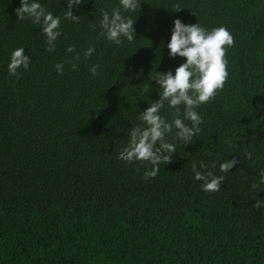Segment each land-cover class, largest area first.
I'll use <instances>...</instances> for the list:
<instances>
[{"label":"trees","instance_id":"1","mask_svg":"<svg viewBox=\"0 0 264 264\" xmlns=\"http://www.w3.org/2000/svg\"><path fill=\"white\" fill-rule=\"evenodd\" d=\"M39 2L60 18L53 51L39 24L18 19L20 0H0V264H264V0H138L121 9L135 36L119 45L100 27L119 0H84L78 19L68 0ZM176 19L229 31L228 77L195 109L199 133L186 144L173 127L171 160L145 178L150 163L119 153L161 100L150 73L186 60L167 48ZM17 48L29 67L10 75ZM180 109L165 100L159 114L171 122ZM193 164L223 177L217 191H203Z\"/></svg>","mask_w":264,"mask_h":264},{"label":"clouds","instance_id":"2","mask_svg":"<svg viewBox=\"0 0 264 264\" xmlns=\"http://www.w3.org/2000/svg\"><path fill=\"white\" fill-rule=\"evenodd\" d=\"M84 0H68V11L66 18L73 17L72 8L79 6ZM120 8L114 9L111 14L103 12L100 27L105 38L113 43L121 44V37L132 41L135 36L134 22L132 18L123 16L121 9L126 12H134L138 7V0H119ZM18 19H31L34 24H39L46 36L48 51L54 50V42L60 35V18L54 17L51 12H46L39 0H20V7L16 9ZM233 44V37L225 27L213 28L210 31L199 24L189 25L180 19L173 21L171 37L167 42L169 56L186 58L185 62L175 68L174 73L157 72L150 73L161 89V100L151 103L140 115L139 119L146 125L136 127L129 133L130 139L127 146L119 153V158L127 162L141 161L152 165L151 170L145 171L144 177H155L161 163L167 164L171 160L170 154L175 152L173 143L165 142V135L172 132L173 127L177 129L175 136L180 141L188 143L192 137L199 133L201 117L195 110L201 104L208 102L216 94V91L223 88L228 72L226 70L227 60L225 59L226 46ZM74 49L70 46L68 52ZM94 48L89 47L84 55L90 56ZM78 58V57H77ZM29 56L24 54V48L13 50L8 64L10 75H16L21 67H29ZM76 66L73 65V68ZM56 71L62 73L63 65L57 63ZM97 65L90 67L89 71L95 75ZM167 101L169 108H175L176 112L181 111L183 106V118L176 116L171 122H167L159 114V110ZM191 121V127L184 123ZM159 144V147L156 145ZM249 158L251 154H248ZM237 163L235 159L226 160L219 164L221 172L229 171ZM215 166V165H213ZM201 168L205 165L201 163ZM192 171L195 180L202 181L201 187L205 192L217 191L223 177H217L212 172L202 173L193 164ZM259 182L264 184V170L259 172ZM253 184L252 188L255 189ZM257 207H260L259 203Z\"/></svg>","mask_w":264,"mask_h":264}]
</instances>
